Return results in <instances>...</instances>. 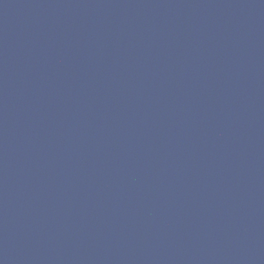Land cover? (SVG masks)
<instances>
[{"label": "water", "instance_id": "obj_1", "mask_svg": "<svg viewBox=\"0 0 264 264\" xmlns=\"http://www.w3.org/2000/svg\"><path fill=\"white\" fill-rule=\"evenodd\" d=\"M0 264H264V0H0Z\"/></svg>", "mask_w": 264, "mask_h": 264}]
</instances>
